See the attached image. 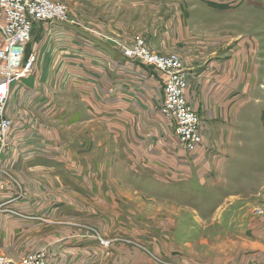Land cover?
Returning <instances> with one entry per match:
<instances>
[{
    "label": "rangeland",
    "instance_id": "374dc122",
    "mask_svg": "<svg viewBox=\"0 0 264 264\" xmlns=\"http://www.w3.org/2000/svg\"><path fill=\"white\" fill-rule=\"evenodd\" d=\"M53 1L67 7L75 26L122 55L121 47L143 38L155 52L179 54L186 72L209 74L213 67L224 84L229 65L241 86L250 84L252 98L237 104L230 119L220 113L213 120L190 83L204 143L189 152L161 115L164 80L157 69L123 55L129 62L115 101L110 89L103 95L102 74L91 72L90 119L83 120L89 113L77 92L69 94L74 121L61 123L56 155L46 164L51 180L27 185V225L0 253L19 259L42 250L48 264L89 255L102 264H264V121L257 102L264 0ZM144 74L154 81L149 97ZM214 105L222 111L223 104ZM4 177L12 179L9 169ZM72 234L87 245L81 241L74 252L63 242L51 245Z\"/></svg>",
    "mask_w": 264,
    "mask_h": 264
},
{
    "label": "crops",
    "instance_id": "0c3cea01",
    "mask_svg": "<svg viewBox=\"0 0 264 264\" xmlns=\"http://www.w3.org/2000/svg\"><path fill=\"white\" fill-rule=\"evenodd\" d=\"M262 32L264 31H260ZM33 38L35 41L32 52L37 56L33 73L12 83L7 103V114L13 120V124L8 133V147L2 159V167L9 169L13 177L12 179L4 177L5 189L0 194V248L13 244L15 242L13 234L21 232L27 225L26 216L29 214L27 202L32 200L27 185L32 183L45 185L51 180V175L45 172L48 168L46 164L51 166L53 156L56 155H53V150L57 151L61 123L67 122L71 125L69 122L74 121V112L69 109V103L73 106L75 101L72 98L69 102L68 95L77 92L75 96L86 104L89 113L83 120L90 119V97L87 92L90 88L91 72L102 74L100 88L104 89L103 95L106 98L107 89H110L109 95H114L115 101L117 94L121 92L122 69L127 67L129 62L119 51H112L113 46L109 42L96 38L94 33L74 24L36 23ZM261 41H258L259 44ZM259 46V55L264 57V39L263 45ZM235 61L232 63L235 64ZM189 70L187 74L191 86L196 90L194 94L200 95L197 102L202 100L207 118L214 120L222 113L225 114V119H230V116L238 112L237 104L249 103L252 98L246 93L250 84L244 83V86H241L240 79L236 78L234 70L229 69V65L226 73V79H230L227 82L229 84L218 81V77L223 75L215 73L213 67L209 74L195 68ZM144 78L148 79L145 91L149 97L151 89L154 88V81L148 74H144ZM162 78L165 81L164 75ZM195 85L198 89L194 88ZM222 86L226 92L220 94ZM258 88L263 94L257 102L262 104L260 116L264 121V81H259ZM65 92L67 95L64 98L62 95ZM189 93L188 90L187 96L191 102L194 96H190ZM215 102L223 104L224 109L219 111L221 109L215 107ZM197 106L194 105L198 110ZM40 209L41 213L45 212ZM30 213L33 214L31 211ZM7 232L12 234L8 235ZM63 238L52 239L51 245L63 242L66 243L67 249H72V252L80 246L81 241L83 246L87 245L85 239L76 243L73 234L70 238ZM102 263L103 258L97 255L81 256L73 261H60V264Z\"/></svg>",
    "mask_w": 264,
    "mask_h": 264
},
{
    "label": "built area",
    "instance_id": "2783aa9c",
    "mask_svg": "<svg viewBox=\"0 0 264 264\" xmlns=\"http://www.w3.org/2000/svg\"><path fill=\"white\" fill-rule=\"evenodd\" d=\"M40 22L73 24L67 7L59 1L0 0V194L5 189L2 159L13 124L7 114L10 88L14 81L33 73L36 56L35 53L27 56L26 49L35 24ZM121 48L127 58L151 65L166 77L161 115L173 122L175 137L186 151L198 150L204 143L199 128L200 115L187 96L190 80L181 56L155 52L143 38ZM0 264H47V255L41 250L13 259L0 253Z\"/></svg>",
    "mask_w": 264,
    "mask_h": 264
}]
</instances>
